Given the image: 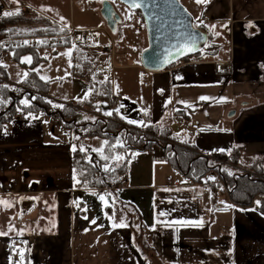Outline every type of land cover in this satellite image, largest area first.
Here are the masks:
<instances>
[{
  "label": "crops",
  "instance_id": "0c3cea01",
  "mask_svg": "<svg viewBox=\"0 0 264 264\" xmlns=\"http://www.w3.org/2000/svg\"><path fill=\"white\" fill-rule=\"evenodd\" d=\"M18 1L30 5L37 19L21 29L43 27L47 19L63 30L99 28L101 42L115 41L108 81L114 106L104 99L85 103L91 100L89 87L70 76L66 47L34 49L20 57H31L25 67L0 61L8 82L22 83L29 71L47 82L45 93L29 87L43 94L49 107L25 111L22 105L30 103L13 101L16 90L3 84L11 90L14 113L0 127V233H6L0 235V264H20L21 251L24 264H264V214L258 204L240 207L224 186L214 192L192 182L170 165L158 143L126 152L127 171L119 185L85 187L72 150L76 144L102 149L104 139H78L55 115L75 103L88 121L107 119L112 115L105 113L111 112L124 117L126 125L142 127L131 120L167 126L202 156L240 147L242 158L264 157V137L257 128L264 126L259 118L264 108V0H180L205 26L207 45L215 51L199 52L161 71L140 64L147 36L139 19L127 30L114 7L121 20L111 32L100 14L104 0ZM223 63L230 64V73L221 71ZM183 114L185 127L173 122V116ZM121 222L126 226H113Z\"/></svg>",
  "mask_w": 264,
  "mask_h": 264
},
{
  "label": "trees",
  "instance_id": "16d2710c",
  "mask_svg": "<svg viewBox=\"0 0 264 264\" xmlns=\"http://www.w3.org/2000/svg\"><path fill=\"white\" fill-rule=\"evenodd\" d=\"M141 20L142 16L138 9L135 10ZM35 16H25L23 14L5 16L0 18V37L2 36H17L31 34H57L64 30L55 23L45 19L43 27H29L21 29V24H33L37 21ZM195 25L205 30V26L195 21ZM36 48L17 47L11 50V60L17 62L21 67H25L20 57L25 54H30ZM215 51V46L208 44L202 51ZM201 51V52H202ZM193 55L186 56L181 60L173 63L177 64L184 61ZM170 65V66H172ZM169 66V67H170ZM168 68V67H167ZM0 75H7L5 66L0 64ZM28 87L37 89L45 93L47 90V82L42 81L36 74L29 71L27 77L22 81ZM11 90L7 86L0 84V127L3 123L9 121L14 113V105H10ZM109 82L101 84L97 99L106 100L110 106H114V101L110 97ZM95 98V99H96ZM92 100L85 102L90 104ZM25 111H37L40 108H49L42 96L37 95L35 99L27 105H22ZM182 114V113H179ZM57 117L64 116L68 119L63 124L72 128L78 139L88 137H99L104 139L102 151H93L92 148L75 147L72 150V163L76 169L77 177L80 179V184L90 188H109L121 183V179L126 175V152L150 149L154 143H158L164 149L166 159L170 165L188 177L194 183L209 185L214 192L219 190V185L203 183V177L211 170H215L218 177L225 186L230 201L240 207H248L253 203L255 197L264 195V157H256L249 165V172H229L224 164L227 162L231 167H242L240 147H234L228 152H213L210 156H202L194 151V146L188 141H181L176 136L172 135L169 127L158 125H145L142 127L128 126L116 115L112 114L107 119H97L94 122H85L82 120V114L76 109L62 107L55 114ZM124 138L122 147L117 146V137ZM171 141L172 143H168ZM84 149V151H81ZM122 156L120 164L115 159L116 156ZM107 156L110 159L105 160L102 157ZM225 162V163H224ZM118 165V166H117ZM105 167L109 171H105ZM231 173V174H229ZM258 210L264 214V199H261L258 204Z\"/></svg>",
  "mask_w": 264,
  "mask_h": 264
},
{
  "label": "built area",
  "instance_id": "2783aa9c",
  "mask_svg": "<svg viewBox=\"0 0 264 264\" xmlns=\"http://www.w3.org/2000/svg\"><path fill=\"white\" fill-rule=\"evenodd\" d=\"M19 12L25 16H33L36 11L27 3L22 1L13 2L10 0H0V18L5 17V12ZM27 42V43H25ZM17 47H28L36 49H59L66 47L70 52L71 67L70 74L74 79L84 81L90 90L89 98L95 99L101 89V84L108 82L113 65V58L116 51L115 41L101 42L98 38L96 28H64V32L57 34H31L17 36L0 37V54L2 62L11 60L12 49ZM223 73H230L232 68L230 64L223 63L221 67ZM0 82L11 84L16 90L12 98H24V102L31 103L38 91L31 89L23 83L8 82L5 77H1ZM46 110V109H45ZM54 111V110H53ZM1 113V112H0ZM186 114L173 116V122L183 127L186 124ZM63 122L68 119L61 116ZM264 199V195L258 196V200ZM18 248L12 255L13 259L17 258Z\"/></svg>",
  "mask_w": 264,
  "mask_h": 264
},
{
  "label": "water",
  "instance_id": "95a60500",
  "mask_svg": "<svg viewBox=\"0 0 264 264\" xmlns=\"http://www.w3.org/2000/svg\"><path fill=\"white\" fill-rule=\"evenodd\" d=\"M119 1L141 13L147 47L140 51L139 61L146 70L166 69L186 56L201 52L208 43V33L195 25L194 17L179 0ZM133 2L142 6L131 7ZM100 14L110 31L115 32L121 17L112 2L102 1Z\"/></svg>",
  "mask_w": 264,
  "mask_h": 264
},
{
  "label": "rangeland",
  "instance_id": "374dc122",
  "mask_svg": "<svg viewBox=\"0 0 264 264\" xmlns=\"http://www.w3.org/2000/svg\"><path fill=\"white\" fill-rule=\"evenodd\" d=\"M179 2L182 4V2L179 0ZM112 3L114 5V7L116 8V10L122 15L123 19H124V27L127 29V30H132L133 29V26L134 24H136V17L139 19V22L140 24L144 27V24H143V21L141 20L139 14L135 11V10H131L129 7H127L125 4L121 3L119 0H112ZM183 5V4H182ZM184 6V5H183ZM185 7V6H184ZM88 9V8H86ZM187 9V8H186ZM189 11V10H188ZM89 13L88 14H91L90 12V8H89ZM100 18V16H99ZM101 19V18H100ZM196 21V20H195ZM97 30V34L99 35L102 31L101 29H96ZM51 50V49H49ZM0 61H1V58H0ZM71 76V74H70ZM72 77V76H71ZM73 78V77H72ZM92 101H95L97 100L96 99H91ZM69 107V108H72V109H76L78 111L81 112L82 114V120H84L85 122H94L95 120L99 119H95L94 121H88L89 119H87L85 117L86 113L83 111V110H80V108L77 107V105L75 103H69V104H66L64 107ZM16 108V107H15ZM19 108H16L15 111H17ZM89 109V108H88ZM259 118L262 119V122L261 123H264V108H261L260 109V113H259ZM59 117V116H58ZM60 118V117H59ZM102 119V118H101ZM128 126H132V125H128ZM140 128V127H139ZM257 128H259L258 130L261 131L260 134H258L259 137H264V126H257ZM72 129V128H71ZM175 131H180V127H175L174 129ZM73 131V130H72ZM258 133V132H256ZM255 135H253L254 137ZM78 140V139H77ZM77 143V142H76ZM117 145H123L124 144V138L122 136H119L117 137L116 139V142H115ZM168 143H172L171 141H168ZM76 146L78 147H82L81 145H77ZM196 153V152H195ZM198 154V153H197ZM210 156V155H209ZM208 156V157H209ZM240 156H241V163H242V167H231L227 162L224 164L226 170H228L229 172H249V165L253 162V157L250 156V155H246L244 156V158H242V155H241V149H240ZM214 172V173H210V172ZM209 176V177H208ZM212 178V179H210ZM203 183H205L206 181L209 182L210 184H218L219 187L220 186H224L222 181L220 180V178L218 177V174L215 170H211L209 171L204 177H203ZM225 188V186H224ZM259 201L258 200V196L254 198L253 202H255L256 204H259Z\"/></svg>",
  "mask_w": 264,
  "mask_h": 264
},
{
  "label": "snow or ice",
  "instance_id": "6c2138e0",
  "mask_svg": "<svg viewBox=\"0 0 264 264\" xmlns=\"http://www.w3.org/2000/svg\"><path fill=\"white\" fill-rule=\"evenodd\" d=\"M13 2H17L18 3V0H13ZM196 2L197 3H207L208 0H196ZM141 6H142V4H139V3H136V2H133L131 4V7H134V8L135 7H141ZM20 14L21 13L19 12V10H17L16 12H5V13H3L4 16H13V15H20ZM61 20H63V18H61ZM61 30H63V29H61ZM25 43H27V42H25ZM21 62L31 63V57H25V58L22 59ZM42 79H43V77H42ZM160 91H161V93H163L162 89ZM200 99L203 100V99H208V98L207 97H201ZM23 103H26V102H23ZM144 114L145 115L148 114L147 110L144 111ZM105 115H109L110 116V115H112V113L111 112H106ZM121 119H124V117H121ZM128 123H135V124H139L140 126H145L143 121L137 122V121L129 120ZM117 146L122 147L123 145H117ZM75 150L76 149L74 147L73 151H75ZM81 151H84V149H81ZM93 151H102V149H99V150L98 149H94ZM135 155H136V153H133V156H135ZM102 158L105 159V160L110 159V157H107V156H103ZM115 159L117 161H120V160H123V157L118 155V156L115 157ZM105 171H109V168L105 167ZM229 174H231V173H229ZM210 179H212V178H210ZM77 182H79V181H77ZM165 191H167V189H165ZM99 198H100L101 201H104V199H105V197L103 195H101ZM0 203H3V202H0ZM161 215H164V213H161ZM92 223H95V221L93 220ZM173 223H177V224H192L193 226H202V222H196V221H174ZM113 226L114 227H124L126 225H124L123 222H121V223L115 224ZM0 235H6V233H0ZM19 254H20L21 258H22L20 264H24V262H23V255H24L23 251H21Z\"/></svg>",
  "mask_w": 264,
  "mask_h": 264
}]
</instances>
